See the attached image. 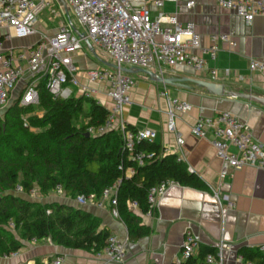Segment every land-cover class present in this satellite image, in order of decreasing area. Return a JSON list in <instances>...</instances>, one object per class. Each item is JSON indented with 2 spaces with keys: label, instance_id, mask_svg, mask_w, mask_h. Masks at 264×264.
Instances as JSON below:
<instances>
[{
  "label": "built area",
  "instance_id": "obj_1",
  "mask_svg": "<svg viewBox=\"0 0 264 264\" xmlns=\"http://www.w3.org/2000/svg\"><path fill=\"white\" fill-rule=\"evenodd\" d=\"M68 11H72L83 27L82 31L91 45L97 47L117 67H139L151 70L164 76L168 69L176 66H186L195 71L207 72L211 77L217 76L216 68L207 64L208 57L215 60L220 43L235 45L234 39L224 33H213L209 36L207 46L200 45V35L195 30L192 21L181 22L176 12L164 13L161 8L167 2L177 3L178 0H151L158 9L155 16L150 13L148 0H61ZM52 0H0V27L7 32L0 37V107L10 101L14 88L23 82L19 98L20 106H36L39 104L37 89L38 81L46 78V87L53 98H68L72 94L70 86L80 89L88 95L94 91L89 84L79 79L80 69L73 62L71 53L84 49L85 43L75 32L76 26L66 19L61 20L54 34L40 33L37 42L31 47H25L17 52L4 47V40L11 37H24L37 33L35 27L41 11L51 5ZM225 9L232 10L241 16L246 23L264 14V3L261 0H216ZM194 0L186 1V6L192 8ZM64 5H60L62 9ZM55 11H53L54 13ZM58 13H55L57 16ZM77 29V28H76ZM79 31V30H78ZM248 70L264 74V60L250 57ZM228 74V70H225ZM88 83H107V95L112 101L104 122L98 126H88L90 135L105 133L111 129L120 132L122 148L127 157L137 166L144 165L154 158L153 151L138 149L137 144L146 140L154 142L158 133L152 128H130L120 115L126 105L131 102L133 78L120 69L100 66L85 71ZM238 80L243 76L238 75ZM160 97L167 103L166 130L175 135L177 149L181 151L184 137L176 126V119L191 109L188 101L169 96L166 85L159 90ZM117 123V124H116ZM190 132L197 138H210L216 157L221 161L220 177L228 175L229 169H240L245 166L264 168V148L253 136L249 125L240 121L229 111H218L213 116H198L190 127ZM177 161H182L177 156ZM122 176L106 186L101 195L78 194L75 201L78 205L87 203L98 207L106 204L112 216L119 218L117 207V190L123 177L132 176L134 165L123 167L119 165ZM171 181H163L148 190L149 208L141 212L136 201H129L128 208L145 216H152L160 196L166 191ZM15 191L23 193L20 185ZM56 195H64L62 185L57 183L53 189ZM36 188L29 190L30 196H35ZM215 197L220 205L224 218L234 202L227 200L221 203L217 193ZM49 212V211H47ZM10 225H12L10 223ZM35 242L36 239L32 238ZM199 248V239L190 230L184 232L180 245V256L173 264H184L195 257ZM264 254V243L256 248ZM13 252L9 255H15ZM94 255L104 261L121 262L124 257V244L120 238L110 233L105 246ZM8 256V255H4ZM235 261L238 264H256L237 252ZM224 264L223 244L220 243L215 253H207L200 261L190 264ZM62 257L45 259L41 264H61Z\"/></svg>",
  "mask_w": 264,
  "mask_h": 264
},
{
  "label": "crops",
  "instance_id": "obj_2",
  "mask_svg": "<svg viewBox=\"0 0 264 264\" xmlns=\"http://www.w3.org/2000/svg\"><path fill=\"white\" fill-rule=\"evenodd\" d=\"M56 1L60 8L63 2ZM186 1L188 0L167 2L161 10L164 13L176 12L181 22L192 21L200 35L201 46L209 44V36L213 33L230 35L235 45L220 43L214 61L205 56L208 66L216 68L215 78L207 72L195 71L186 66L168 69L164 76L222 83L225 88L264 97V74L248 70L250 57L264 60V14L246 23L232 10L220 7L216 0H194L192 8L186 6ZM261 1L264 3V0ZM148 2L150 13L155 16L158 9L151 4V0ZM61 10L67 14L65 6ZM39 21L36 23L37 33L5 39L4 47L17 52L33 46L40 33H55L56 28L50 30L46 22L42 25ZM6 32L5 27H0V37ZM88 51L85 46L81 51L72 52L71 57L80 69V81L89 84L94 91L84 95L79 88L70 86L71 96L91 97L109 110L112 101L107 95V83H88L84 75L86 70L105 66ZM225 70H228V74H225ZM238 75H242L243 79L238 80ZM132 78L134 85L130 93L131 102L124 107L121 116H117L116 122L121 117L133 128L149 127L157 131L154 143L161 146L164 154L181 156L188 169L196 173L206 187L194 188L178 183L169 185L158 199L153 215H141L142 223L150 228V233L134 240L129 239L125 224L111 215L106 204L101 207L90 203L78 205L75 199L54 193L56 198L51 201L64 203L58 197L68 198L76 203V207L99 217L102 226H106L110 233L116 234L123 242V260L107 262L97 258L91 251L67 248L46 237L36 239L35 242L24 241V247L15 255L0 256V264H35L36 259L42 262L56 256L62 257L61 264H173L174 259L180 256V245L186 230L198 237L199 248L204 245L216 250L222 243L224 264H238L235 256L240 248L256 249L264 243V168L245 166L229 169L228 175L221 178V161L216 157L210 138H197L190 132V127L198 116H213L218 111H229L249 125L254 138L264 148V106L245 98L217 96L191 82H186L190 88L164 84L169 96L186 100L191 105L187 113L180 114L176 119V126L185 140L180 151L177 149L175 135L166 130L167 103L159 95L163 84L150 80L144 73H135ZM22 86L23 82L16 86L10 101L18 97ZM84 108L88 110L89 104L85 103ZM35 113L41 114L42 111L37 110ZM215 193L223 204L228 199L234 202L224 218ZM29 197L37 200L35 196ZM199 248L195 257H198ZM200 260L201 258L198 259Z\"/></svg>",
  "mask_w": 264,
  "mask_h": 264
},
{
  "label": "trees",
  "instance_id": "obj_3",
  "mask_svg": "<svg viewBox=\"0 0 264 264\" xmlns=\"http://www.w3.org/2000/svg\"><path fill=\"white\" fill-rule=\"evenodd\" d=\"M37 89L38 105L20 106V92L0 116V256L19 251L24 241L32 238L49 237L64 247L92 253L105 246L110 230L102 226L99 217L63 202L33 200L28 195L33 187L47 195L59 183L70 199L92 193L99 197L106 186L122 176L119 165H134L135 173L123 177L117 190L120 219L132 240L149 234L150 228L142 223L141 215L128 208L129 201H136L140 211L146 212L148 190L160 182L206 187L184 161H177L176 154H164L157 143L143 140L137 144L138 149L155 153L153 159L137 166L123 150L118 130L87 136V127L102 124L108 114L95 99L84 95L53 98L46 78L38 81ZM37 110L42 113H34ZM25 111L33 113L23 121ZM17 185L23 193L15 191ZM239 251L246 259L264 264V254L257 249L243 247ZM215 252V248L201 245L198 257L184 264ZM35 264H41L40 260Z\"/></svg>",
  "mask_w": 264,
  "mask_h": 264
},
{
  "label": "water",
  "instance_id": "obj_4",
  "mask_svg": "<svg viewBox=\"0 0 264 264\" xmlns=\"http://www.w3.org/2000/svg\"><path fill=\"white\" fill-rule=\"evenodd\" d=\"M65 6V4L63 3ZM65 11L68 13V9L65 7ZM74 32L82 38V40L85 43V46L89 51L94 53V47L91 45L89 42L88 38L83 32L78 31L76 28H74ZM100 62L108 67L111 68H118L124 73L128 74H135V73H144L146 74L150 80L157 82V83H162L166 85H176L180 87H185V88H190L191 86L188 85L186 82H191L195 84L197 87L204 88L207 92L217 95V96H233V97H240V98H245L250 101L256 102L258 104H261L264 106V97L252 94L250 92H244V91H235L232 89L225 88L224 84L222 83H217V82H212V81H205V80H200V79H193V78H187V77H175V76H161L151 70L144 69V68H139V67H117L115 64L110 63L105 60H101ZM86 135L89 136L90 134L86 132Z\"/></svg>",
  "mask_w": 264,
  "mask_h": 264
},
{
  "label": "rangeland",
  "instance_id": "obj_5",
  "mask_svg": "<svg viewBox=\"0 0 264 264\" xmlns=\"http://www.w3.org/2000/svg\"><path fill=\"white\" fill-rule=\"evenodd\" d=\"M53 11H55V12L53 13ZM61 11L62 10L59 8V3L56 0H52L51 5L49 7L44 8L41 11V13L39 14V18H40L39 23L42 22V25H43L46 22L48 28H50V30H51V28H56L57 29V26H58L59 22L61 20H63V19H66V21L68 23L71 21L76 26L77 30H79V31H82L83 30L82 29L83 27L79 24V22L77 21L74 13L72 11H69L67 14H65L63 11L61 13ZM55 13H58V15L55 16ZM37 26L38 25L36 24L35 27H37ZM88 52L91 54V56L94 59H97L98 58V59L105 60V61H108L110 63H113L110 58H108L102 51H100L95 46H94V53H92L91 51H88ZM129 75L131 77H133L134 74H129ZM15 88H14V90H15ZM12 101H9L8 104L6 105V107L4 106V107L0 108V113H1L0 116L1 117H3L4 112L10 106V104L12 103ZM32 113L33 112H31V111H25V112H23L22 113V119H23V121H26L27 120V117L29 115H31ZM35 198L37 199V201L39 200L41 202H45V201H49V200L51 201L52 199L56 198V196H54V192H50L47 195H41L40 192H39V190L36 189ZM58 200H63L64 203H66V204L76 206V203L74 201L68 199V198L66 199V198H60V197H58Z\"/></svg>",
  "mask_w": 264,
  "mask_h": 264
}]
</instances>
